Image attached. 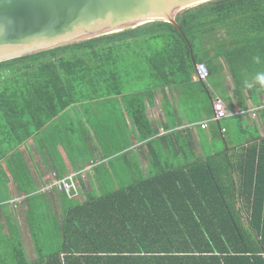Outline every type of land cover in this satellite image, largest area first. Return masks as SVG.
Masks as SVG:
<instances>
[{"label": "trees", "instance_id": "1", "mask_svg": "<svg viewBox=\"0 0 264 264\" xmlns=\"http://www.w3.org/2000/svg\"><path fill=\"white\" fill-rule=\"evenodd\" d=\"M221 60L236 77L264 67V0H214L180 13L176 25L155 21L1 62L0 184L20 178L19 148L71 107L123 97L145 129L132 104L189 84L197 64L212 76ZM240 147L188 172L89 194L67 211L60 249L33 264H264V136ZM17 251V264H28Z\"/></svg>", "mask_w": 264, "mask_h": 264}, {"label": "crops", "instance_id": "2", "mask_svg": "<svg viewBox=\"0 0 264 264\" xmlns=\"http://www.w3.org/2000/svg\"><path fill=\"white\" fill-rule=\"evenodd\" d=\"M231 70L221 60L214 75L209 76L206 82L195 80L194 73L192 81L184 87L172 83L154 89L151 97L143 96L142 103L132 104V110H143L148 122V128L145 126V129L136 126L123 97L105 96L71 107L36 133L19 148L22 156L15 162L16 165L13 164L15 168H25L28 174L26 176L31 178L30 183L25 182L22 187L11 182L13 197L10 199L8 196L3 202L6 205L7 200H11L9 203L20 206H10L7 210L0 206V233L4 242L12 244L10 237L13 235L22 238L17 243L13 242L16 257L8 256V259L13 258L12 262L21 261L17 251L21 248L25 262L33 264L39 261L41 253L36 248L40 236L31 229V217L45 215L41 211H34L38 195L45 199L44 202L40 200L41 205L44 203L56 214L61 209L64 214L57 221L59 234L55 237L57 246L60 247L65 240L66 215L70 208L85 203L89 194L100 197L120 189L116 185L115 188L111 187V192L104 193L107 181L119 184L115 180L117 158L124 157L121 165L128 175L134 176L131 184L122 187L126 188L152 177H171L177 170L188 172V167L197 165L196 161L203 163L208 156L223 151L234 154L241 149V144H247L257 136L263 137L260 113L264 110V88L255 86L251 81H246L245 84L237 82L239 73L236 77ZM215 75H218L220 81L212 84L209 78ZM248 83L253 84L249 86ZM217 99L223 101L231 115L221 121H210L208 128L202 129L201 123L213 117V103ZM65 117L68 119L66 124L63 122ZM228 120L246 129L244 132L250 131L248 137L241 140L230 133ZM251 129L257 131V134H253ZM88 137L92 138L95 146L87 148L89 154L86 152V155L74 156V149L83 148L82 141ZM204 140L219 141L222 146L208 147ZM106 150L113 153L108 154ZM167 151L169 159L155 158L159 152ZM128 153L133 156L131 160L127 159ZM178 153L179 158L176 157ZM2 166L9 175L6 163ZM52 172H57L62 177L77 174L70 193H38L45 182L49 181ZM10 190H7L8 194ZM26 197L28 198L23 200ZM67 203H70L69 206ZM46 256L49 255L44 257ZM4 262L5 259L0 255V264Z\"/></svg>", "mask_w": 264, "mask_h": 264}, {"label": "water", "instance_id": "3", "mask_svg": "<svg viewBox=\"0 0 264 264\" xmlns=\"http://www.w3.org/2000/svg\"><path fill=\"white\" fill-rule=\"evenodd\" d=\"M214 0H0V63L155 21Z\"/></svg>", "mask_w": 264, "mask_h": 264}, {"label": "rangeland", "instance_id": "4", "mask_svg": "<svg viewBox=\"0 0 264 264\" xmlns=\"http://www.w3.org/2000/svg\"><path fill=\"white\" fill-rule=\"evenodd\" d=\"M260 71L264 72V67H262L258 72H260ZM258 72L254 71L253 69L249 70L248 68L247 69H241L239 71L238 80H241L240 82L251 81V82H254L255 86H257V84L255 83L253 78H254L255 74ZM209 80L212 84H214L217 81H220V78L218 77V75H215L213 77H210ZM250 84H253V83H250ZM251 86H253V85H251ZM260 115H261L260 120L263 122L264 121V110L260 113ZM228 121L230 122L229 132L232 133L233 135H235L236 138L244 140L248 137L250 131L244 132L246 129L244 130L243 128H241L236 123H233L234 121H230V120H228ZM63 122L65 124L68 123L67 117H65ZM263 128L264 127L262 126L261 130H263ZM251 132L253 134H257V131H255L254 129H251ZM82 143H83V148H81L79 150L74 149V156L77 157V155H80V156H82L83 154L86 155L87 148H89L91 145H94V142L92 141L91 137L85 138V140L82 141ZM204 143L208 147L214 146L217 148V147L222 146L221 142H219V141L213 142L210 140H204ZM114 146H117L116 143H114ZM106 152L108 154L113 153L109 150H106ZM87 154H89V152H87ZM159 154L155 155V158L157 157L159 159H164V158L169 159V157H170L169 151H167V153H165V152L160 153L159 152ZM124 156H126V155H124ZM132 157L133 156L131 153L127 154V159L131 160ZM176 157L179 158V153L177 154ZM123 158L124 157H119L115 161L117 164V172L115 174L117 177H115V180L117 182H119V184H117V183L110 184L109 181H107V179H106V181H107V183L105 184L106 191L104 193L111 192L112 191L111 187L115 188V186L117 185V187H120V189H122L123 186L131 184L134 181L133 180L134 176L132 174L128 175L126 172V169L121 165ZM155 158H153V159H155ZM173 158H174V156H172V159ZM21 170H24V171L21 172L20 178H18L16 176L12 177V175H10V178H9L10 184H8V183L4 184L1 182L2 184H0V203L1 202L3 203L5 201V199L8 198V196L10 197V199L13 197L11 190H10V187L13 185L11 182H15L16 184L21 183L22 187H24L25 182L30 183L31 178L29 176H26L28 174L26 173L25 168L22 167ZM115 175L113 173V176H115ZM15 178L18 179V181H16ZM1 179H2V177H1ZM73 187H74V183H73ZM23 189H26V188H23ZM7 190H10L9 194L7 193ZM53 192H55V191H53ZM51 194H52V192H51ZM41 199H42V202H44L45 199L39 195L35 198V203H34L35 204V210L34 211L35 212L41 211V213H45V215L44 216H38V217L37 216H33V217L30 216L31 222H32V228L31 229H32L33 233H38V235L40 236V240L37 239L38 247L36 248V250L41 253L40 257L45 256V255H51V254L55 253L61 247V246L60 247L57 246V242L55 241V239H56L55 237H58V234H59V231L57 229V221L59 222V218L64 215L63 212L61 211V209H59L58 214H56L54 210H50L47 206L44 205V203H42V205H41V201H40ZM9 201H11V200H7L8 203L6 205H4V203H3V204H0V206L5 210H7V207H10V206H12V207L13 206H15V207L20 206V204L14 205V204H12V202L9 203ZM46 204H48L47 201H46ZM69 204L70 203H67V206H69ZM48 206L52 208L51 205H48ZM51 212L54 214L52 215ZM66 217H67V215H66ZM39 221H41V222H39ZM12 222L14 223L15 221L13 220ZM11 236H12V234H11ZM10 238H12V244L4 242V239L2 237V233H0V255L3 256V258L5 259V262L2 264H17V262H12L13 258L16 257V253H17L14 243H17V240H19L21 237H16L15 235H13ZM8 256L13 257V258L8 259Z\"/></svg>", "mask_w": 264, "mask_h": 264}, {"label": "built area", "instance_id": "5", "mask_svg": "<svg viewBox=\"0 0 264 264\" xmlns=\"http://www.w3.org/2000/svg\"><path fill=\"white\" fill-rule=\"evenodd\" d=\"M208 77H209V70L206 64L204 63L197 64L194 79L199 82H206ZM213 109H214L213 117L211 118V120L201 123L202 129L208 128L210 121H221L229 117V115H231L227 112L224 103L221 99H217L214 101ZM254 116H256L255 113ZM76 177L77 174L62 177L57 172H52V174L49 175V181L45 182V184L40 188L38 193L50 194L53 191H56L58 193L61 192L69 193L72 191L73 183ZM19 201H21V199H19Z\"/></svg>", "mask_w": 264, "mask_h": 264}, {"label": "clouds", "instance_id": "6", "mask_svg": "<svg viewBox=\"0 0 264 264\" xmlns=\"http://www.w3.org/2000/svg\"><path fill=\"white\" fill-rule=\"evenodd\" d=\"M255 59L257 62H259V57H256ZM253 79L257 85H259L261 88H264V72L256 73Z\"/></svg>", "mask_w": 264, "mask_h": 264}]
</instances>
